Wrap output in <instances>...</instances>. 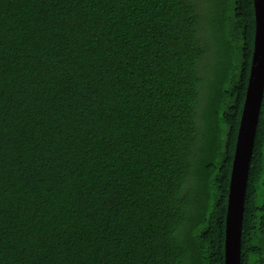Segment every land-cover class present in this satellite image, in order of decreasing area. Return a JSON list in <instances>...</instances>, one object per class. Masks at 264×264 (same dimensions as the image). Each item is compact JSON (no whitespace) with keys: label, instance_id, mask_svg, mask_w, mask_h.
Segmentation results:
<instances>
[{"label":"trees","instance_id":"obj_1","mask_svg":"<svg viewBox=\"0 0 264 264\" xmlns=\"http://www.w3.org/2000/svg\"><path fill=\"white\" fill-rule=\"evenodd\" d=\"M252 0H0V264H224ZM240 264H264V91Z\"/></svg>","mask_w":264,"mask_h":264},{"label":"water","instance_id":"obj_2","mask_svg":"<svg viewBox=\"0 0 264 264\" xmlns=\"http://www.w3.org/2000/svg\"><path fill=\"white\" fill-rule=\"evenodd\" d=\"M254 39L248 83L231 164L224 231V264H240L241 227L249 162L264 91V0H252Z\"/></svg>","mask_w":264,"mask_h":264}]
</instances>
